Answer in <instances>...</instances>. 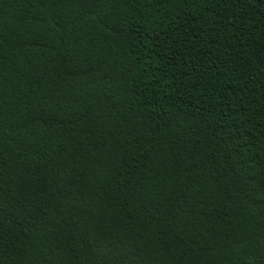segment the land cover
I'll return each mask as SVG.
<instances>
[{
  "label": "trees",
  "instance_id": "trees-1",
  "mask_svg": "<svg viewBox=\"0 0 264 264\" xmlns=\"http://www.w3.org/2000/svg\"><path fill=\"white\" fill-rule=\"evenodd\" d=\"M0 264H264V0H0Z\"/></svg>",
  "mask_w": 264,
  "mask_h": 264
}]
</instances>
